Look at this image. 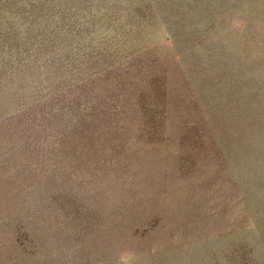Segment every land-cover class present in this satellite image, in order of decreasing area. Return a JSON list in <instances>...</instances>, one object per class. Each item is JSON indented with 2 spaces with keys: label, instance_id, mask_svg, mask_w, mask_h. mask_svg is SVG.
<instances>
[{
  "label": "rangeland",
  "instance_id": "1",
  "mask_svg": "<svg viewBox=\"0 0 264 264\" xmlns=\"http://www.w3.org/2000/svg\"><path fill=\"white\" fill-rule=\"evenodd\" d=\"M0 264H264V0H0Z\"/></svg>",
  "mask_w": 264,
  "mask_h": 264
}]
</instances>
